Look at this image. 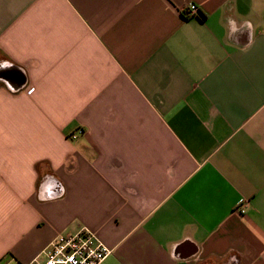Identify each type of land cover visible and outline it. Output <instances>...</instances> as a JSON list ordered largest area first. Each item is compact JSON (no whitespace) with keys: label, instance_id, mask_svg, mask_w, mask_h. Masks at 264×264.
<instances>
[{"label":"crops","instance_id":"0c3cea01","mask_svg":"<svg viewBox=\"0 0 264 264\" xmlns=\"http://www.w3.org/2000/svg\"><path fill=\"white\" fill-rule=\"evenodd\" d=\"M81 229L102 264H264V0H0V264Z\"/></svg>","mask_w":264,"mask_h":264},{"label":"built area","instance_id":"2783aa9c","mask_svg":"<svg viewBox=\"0 0 264 264\" xmlns=\"http://www.w3.org/2000/svg\"><path fill=\"white\" fill-rule=\"evenodd\" d=\"M187 17H199L198 6L190 4ZM82 132V131H81ZM80 131L71 136L76 140ZM112 251L98 241L95 234L81 229L75 234H59L44 251L42 263L31 264H102Z\"/></svg>","mask_w":264,"mask_h":264},{"label":"clouds","instance_id":"9594fccd","mask_svg":"<svg viewBox=\"0 0 264 264\" xmlns=\"http://www.w3.org/2000/svg\"><path fill=\"white\" fill-rule=\"evenodd\" d=\"M228 25L230 29L229 32L230 35H234L236 33L242 34V29L245 27V25L249 29H251L252 27L251 24L248 22H245L244 25L238 27L236 21L231 18L228 19ZM57 187L60 188L59 194H57L54 191ZM63 193H64L63 185L59 181L55 180V178L47 177L45 181L41 183V191L38 194V198L41 201H49V200L58 199L60 196L63 195Z\"/></svg>","mask_w":264,"mask_h":264},{"label":"trees","instance_id":"16d2710c","mask_svg":"<svg viewBox=\"0 0 264 264\" xmlns=\"http://www.w3.org/2000/svg\"><path fill=\"white\" fill-rule=\"evenodd\" d=\"M199 19H204V17L200 14L199 17H197Z\"/></svg>","mask_w":264,"mask_h":264}]
</instances>
